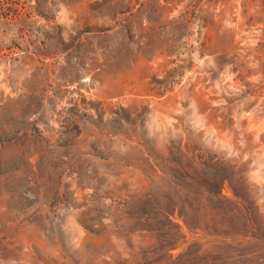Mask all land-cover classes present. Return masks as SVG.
<instances>
[{
	"label": "rangeland",
	"instance_id": "obj_1",
	"mask_svg": "<svg viewBox=\"0 0 264 264\" xmlns=\"http://www.w3.org/2000/svg\"><path fill=\"white\" fill-rule=\"evenodd\" d=\"M0 264H264V0H0Z\"/></svg>",
	"mask_w": 264,
	"mask_h": 264
}]
</instances>
